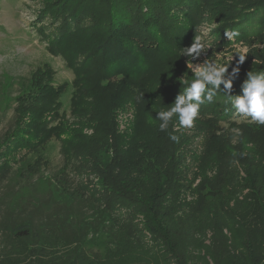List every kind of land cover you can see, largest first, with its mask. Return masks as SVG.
<instances>
[{
    "label": "rangeland",
    "instance_id": "rangeland-1",
    "mask_svg": "<svg viewBox=\"0 0 264 264\" xmlns=\"http://www.w3.org/2000/svg\"><path fill=\"white\" fill-rule=\"evenodd\" d=\"M59 2L0 0V205L7 203L4 210L9 215L42 224L52 218L58 230L68 214L89 234L88 246L98 250L109 222L105 209L133 227L138 200L129 183L144 170L160 182L162 201L178 212L192 210L222 186L232 190L253 176L254 183L262 182L264 125L242 114L224 121L218 116L220 106L206 114L202 105L191 128L173 129L178 125L174 119L161 132L156 112L171 106L185 81L191 80L195 66L188 68L181 49L191 46L196 36L202 38L207 54L193 64L208 58L230 63L234 57L231 73L238 53L247 49L239 77L264 71V4L249 16L251 23L239 16L240 0H195L196 26H188L186 42L167 45L153 57L136 53L139 65L113 70L117 64L100 58L99 39L91 29L98 18L104 19L110 0H66L68 7L57 8ZM79 7L82 28L63 33L64 16ZM225 30H239V35L228 40ZM38 72L40 85L53 94L66 93L60 100L64 106L56 101L54 106L49 91L31 88ZM74 93L88 99L93 113L74 114ZM221 93L207 104H216ZM48 100L53 106L37 112L32 128L47 111L49 133L42 137L44 149L33 152L23 142L30 109ZM17 106L29 110L21 123L16 120ZM55 109L58 117L52 115ZM79 123L81 133L74 136ZM169 133L179 136V142ZM102 158L111 163L99 167ZM2 214L0 210V218Z\"/></svg>",
    "mask_w": 264,
    "mask_h": 264
},
{
    "label": "trees",
    "instance_id": "trees-1",
    "mask_svg": "<svg viewBox=\"0 0 264 264\" xmlns=\"http://www.w3.org/2000/svg\"><path fill=\"white\" fill-rule=\"evenodd\" d=\"M240 2L239 16L252 23L249 16L259 13L264 0ZM194 3L195 0H110L104 19L98 18V23L91 28L99 39L100 58L117 64L113 70H121L125 66L139 65L136 53L153 57L167 45L186 42L188 26H196ZM66 4V0H60L57 8ZM82 9L79 7L64 16L63 33L82 28ZM34 76L31 88L44 93L49 91L54 106L55 101L64 106L60 100L66 93L53 94L52 89L40 85L39 72ZM245 80L246 77L240 76L233 81L232 95H242ZM72 100L74 114L93 113L88 99L74 93ZM38 104L30 109L29 127L24 133L27 141L23 140L33 152L44 149L42 137L50 129L45 125L47 111L32 128L36 124V114L49 104L53 106L50 100ZM204 105L206 114L220 106L221 115L218 116L224 121L238 118L239 113L231 107L223 92L216 104L206 102ZM15 109L18 110L15 119L21 123L28 114V107ZM59 113L55 109L52 115L58 117ZM89 117L92 120L95 115ZM78 126L79 129L73 131L74 136L81 133L83 125L79 123ZM110 163L102 158L98 166ZM147 172L138 173L129 183L131 194L138 200L133 227L115 219L111 210L105 209L104 215L109 222L105 226L103 247L98 250L88 246L89 234L80 230L76 220H69L68 214L57 230L52 218L42 224L20 215H9L4 210L7 203L3 202L0 205L3 211L0 264H264V178L261 183H254L256 176H253L232 190L222 186L213 197L204 199L192 210L178 212L172 204L162 201L160 182Z\"/></svg>",
    "mask_w": 264,
    "mask_h": 264
},
{
    "label": "clouds",
    "instance_id": "clouds-1",
    "mask_svg": "<svg viewBox=\"0 0 264 264\" xmlns=\"http://www.w3.org/2000/svg\"><path fill=\"white\" fill-rule=\"evenodd\" d=\"M224 35L228 40H232L239 33L233 30H225ZM204 48L202 38L196 36L191 46L181 49L182 56L188 58V68L190 65L195 67L192 70L191 80L185 81L183 89L176 96L174 103L168 106L166 110L156 112V120L160 121L159 130L161 132L167 131L174 119L178 121V125L173 124V129L177 126L179 128H191L199 116L201 106L206 102H213L220 92H223L228 103L237 113L250 118L253 122L264 125V71L248 72L242 85V95H232L233 81L239 78L240 66L244 64L247 58V49L238 53L236 66L229 73L234 57L230 58V63L219 62V58L216 60L208 58L200 64H193V61L207 54ZM141 98L144 99V94H141ZM169 138L177 143L180 139L179 136L171 133H169Z\"/></svg>",
    "mask_w": 264,
    "mask_h": 264
}]
</instances>
